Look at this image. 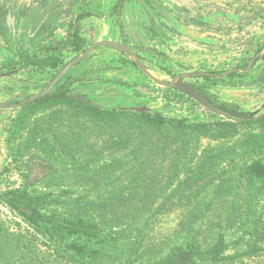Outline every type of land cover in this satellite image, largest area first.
I'll list each match as a JSON object with an SVG mask.
<instances>
[{
    "label": "trees",
    "instance_id": "16d2710c",
    "mask_svg": "<svg viewBox=\"0 0 264 264\" xmlns=\"http://www.w3.org/2000/svg\"><path fill=\"white\" fill-rule=\"evenodd\" d=\"M126 2L117 0L114 5L115 22ZM80 19L82 16H78ZM4 29L7 24L5 13L1 12L0 30ZM52 30V22H43L35 36H50ZM86 47L85 39L75 29L66 38L42 46L41 53L19 54L4 69L21 64L29 71H58L65 66V48L79 55ZM261 61V57L256 59L251 68ZM246 66L247 62L238 69ZM247 73H232L225 78L198 76L203 84L189 83L220 110L239 118L222 116L227 120L222 123L168 117L147 109H103L76 100L61 89L21 106L20 152L34 147L47 163L70 159L81 180L97 192V197L70 200L60 211L26 189L7 192L8 206L33 228L29 244L21 239L17 242L24 243L16 247L19 263L264 264V223L260 225L256 208L264 192V160H252L235 179L215 176L217 167L236 153L232 148L206 150L197 165L192 169L189 166L193 145L201 137L222 141L236 137L244 129L238 150L246 154L264 149V110L256 114L243 111L235 103L218 102L205 90L210 81L240 79ZM170 90L188 97L176 89ZM46 110L48 116L25 124L27 118ZM186 169L190 170L188 176L179 181ZM214 179L218 183L213 198L207 202L198 200ZM178 206L184 210L178 223L180 230L171 235L154 239L143 230H125L147 215L173 211ZM196 224L203 225L204 230H196ZM248 225L253 227L247 232L248 249L226 254L224 229ZM115 228L123 230L114 231ZM6 242L0 239V264H9L4 256L14 255L8 251L16 250L7 247ZM42 247L45 251L40 250Z\"/></svg>",
    "mask_w": 264,
    "mask_h": 264
},
{
    "label": "rangeland",
    "instance_id": "374dc122",
    "mask_svg": "<svg viewBox=\"0 0 264 264\" xmlns=\"http://www.w3.org/2000/svg\"><path fill=\"white\" fill-rule=\"evenodd\" d=\"M116 2L0 0V13L7 12L13 26L11 35L5 29L0 30V74L6 72L4 66L16 61L21 52L41 53L42 46L66 38L75 29L85 39L87 47L98 40L107 39L133 47L147 67L167 78L196 72L222 73L241 67L246 62L248 64L255 52L264 48V0H128L125 10L118 14V22H115L117 16L113 10ZM45 9L52 10L51 35L31 38L33 41L23 36L16 42L14 39L19 28L31 35L34 33L45 15ZM78 16H82V19L78 20ZM62 52L65 64L77 55L71 48H65ZM76 67L82 70L84 77V82L76 85L78 93L87 95L86 98L92 99V103L100 108L147 109L168 117L218 123L227 121L197 101L155 85L129 58L113 49L97 48ZM54 72L35 70L10 80L0 79V102L17 92L36 93ZM18 78L36 85L32 88L28 84H20ZM186 82L197 86L204 83L197 77L188 78ZM207 84L209 87L205 90L214 95L218 102L235 103L246 112L264 110V61L257 63L240 79H223ZM48 111H40L27 118L25 124L48 116ZM20 113V108L0 110V239L7 241L10 249L24 245H17L20 239L29 244L33 238V228L8 206L5 199L7 192L26 189L31 195L44 197L50 203V208L60 211L70 200L97 197V192L81 180L79 172L75 171L76 165L71 164L70 159L47 163L34 147L20 152L23 141L18 127ZM20 132H23L22 127ZM243 132L244 129L236 137L222 141L201 137L192 148L191 169L199 163L206 150L213 148H232L236 151L217 167L215 176L218 179H235L240 169L252 160H264V149L246 154L238 150V139L242 138ZM189 171L184 170L179 181L185 179ZM214 180V184L198 200L207 202L213 198L218 183ZM118 182L115 181V184ZM256 208L261 225L264 223V192ZM183 211L178 206L173 211L150 214L135 223V227H126L125 230H143L144 234L149 233L154 239H160L164 235H171L174 230H180L178 223ZM195 228L204 230L203 225L200 227L196 224ZM252 228L248 225L246 228L235 226L224 229L227 230L223 234L228 246L225 253L247 250L250 243L247 232ZM261 246L264 247V241ZM40 250L45 251L43 247ZM16 251L17 248L8 251L15 257L5 254V261L20 264Z\"/></svg>",
    "mask_w": 264,
    "mask_h": 264
},
{
    "label": "water",
    "instance_id": "95a60500",
    "mask_svg": "<svg viewBox=\"0 0 264 264\" xmlns=\"http://www.w3.org/2000/svg\"><path fill=\"white\" fill-rule=\"evenodd\" d=\"M100 47H106L113 49L121 54H123L125 57L129 58V60L155 85L162 87V88H169V89H176L179 92L185 94L186 96L192 98L193 100L197 101L204 107L220 114L224 117H229L233 119H239L237 117L232 116L230 113L220 110L218 107H216L212 102L207 100L205 96L200 94L198 91H196L189 83L186 82V79L198 77V76H209L213 78H225L228 75L232 73L236 74H245L248 72L254 61L260 57H264V48L255 54L248 62L247 66L241 70L238 68H233L226 70L220 74H214V73H208V72H196V73H186V74H180L173 78H167L165 76L157 75L154 71H152L147 65H145L140 58L137 56L136 52L133 48L128 47L126 45H123L121 43L113 42L110 40H98L91 45H89L81 54L76 55L74 58H72L69 62L65 64L63 68L57 73V75L49 82V86L43 89L40 92H36L33 95H31L28 98H25L17 103H10L9 99H6L2 102H0V110H8L13 109L22 105H25L27 103L35 102L38 98L44 97L47 95L52 88V86L64 75L66 74L70 69H72L76 64L83 61L84 59H87L94 51H96L97 48ZM10 74L1 75L0 78H7ZM15 96H13V99ZM259 111L254 112L255 114Z\"/></svg>",
    "mask_w": 264,
    "mask_h": 264
},
{
    "label": "flooded vegetation",
    "instance_id": "af4514ba",
    "mask_svg": "<svg viewBox=\"0 0 264 264\" xmlns=\"http://www.w3.org/2000/svg\"><path fill=\"white\" fill-rule=\"evenodd\" d=\"M39 12L42 11L41 10H38ZM5 19H6V24H7V32L9 35H11L13 33V26L11 25V23L9 22V16H7V12H5ZM44 13L45 15L43 16V18L39 21L38 25L35 27L34 29V33H32V35L28 32H25L22 28H19L18 31H16V37H15V41L17 42L20 37H23V36H27L29 38V40L33 41V39L31 38H36L35 34L37 32V28L39 27V25H41L43 22H46V23H50L52 22V10L51 9H45L44 10ZM53 24V22H52ZM18 34V36H17ZM34 34V35H33ZM15 35V34H14ZM20 54H23L22 52ZM137 54V53H136ZM137 56L139 57V55L137 54ZM19 57V55H18ZM17 57V59H18ZM261 60L264 61V57H261ZM131 62V61H130ZM22 63V62H21ZM80 63V62H79ZM23 64V63H22ZM77 64L72 68L70 69L66 74H64L53 86L52 88L50 89L49 93L47 95H52L54 93H56L58 90H64L66 91L69 95H71L73 98H75L76 100H81V101H84L86 103H89L91 105H94L92 102L93 100L90 99V98H86L87 95L85 94H79V90L78 88L76 87L77 84H79L80 82H84V77L82 76V70L78 67H76ZM61 70V69H60ZM56 71L54 72V74L48 78V80L46 81V83L42 86V88L38 89L36 92H40L42 91L43 89H45L46 87L49 86V82L57 75V73L60 71ZM4 71H6L5 73L3 74H0L1 75H5V74H10L9 77L7 78H2V79H12L13 77L15 76H21L22 74H29V73H33V71H29L27 67H23L21 64H17L15 68H5ZM29 72V73H28ZM18 81L20 84H28L30 87L33 88V86H35L36 84L33 83V82H28L27 79H22V78H18ZM35 93V92H34ZM31 95H33V93H29V92H25V93H20V92H17L15 94H13L12 96H10L9 98V104L10 103H17L25 98H28L30 97ZM13 96H15V98L13 99ZM46 96V95H45ZM6 100V99H5ZM112 100V99H111ZM23 106V105H22ZM96 106V105H94ZM98 107V106H97ZM16 108H21V106L19 107H16ZM16 108H13V109H16ZM114 108H121L123 109V107H114ZM8 110H11V109H8Z\"/></svg>",
    "mask_w": 264,
    "mask_h": 264
},
{
    "label": "crops",
    "instance_id": "0c3cea01",
    "mask_svg": "<svg viewBox=\"0 0 264 264\" xmlns=\"http://www.w3.org/2000/svg\"><path fill=\"white\" fill-rule=\"evenodd\" d=\"M107 40H109V39H107ZM110 41H112V40H110ZM130 47V46H129ZM131 48H133V47H131ZM134 49V48H133ZM0 79H2V78H0Z\"/></svg>",
    "mask_w": 264,
    "mask_h": 264
}]
</instances>
